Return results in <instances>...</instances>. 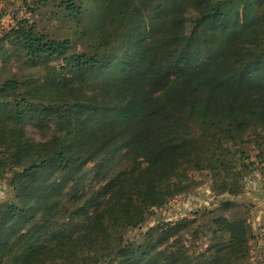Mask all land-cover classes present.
Wrapping results in <instances>:
<instances>
[{"label":"trees","instance_id":"16d2710c","mask_svg":"<svg viewBox=\"0 0 264 264\" xmlns=\"http://www.w3.org/2000/svg\"><path fill=\"white\" fill-rule=\"evenodd\" d=\"M28 1V0H24ZM56 5L93 41L77 50L21 20L0 35V264H248L253 229L234 199L144 225L208 172L238 196L264 160V0H29ZM91 32V33H90ZM39 130L42 140L28 134Z\"/></svg>","mask_w":264,"mask_h":264},{"label":"rangeland","instance_id":"374dc122","mask_svg":"<svg viewBox=\"0 0 264 264\" xmlns=\"http://www.w3.org/2000/svg\"><path fill=\"white\" fill-rule=\"evenodd\" d=\"M88 0L86 3H91ZM33 3L24 0H0V35L10 28L19 24V21L26 20L34 23L39 31L48 33L53 37H69L74 40L77 50L86 48L87 43L93 41L94 36H80L78 32L84 30V25L88 24V19L82 23L74 21L63 15L62 10L56 5H49L33 11ZM91 33V32H90ZM30 68L24 66L22 61L9 59L5 63H0V79L10 76L13 73L23 75ZM28 134L42 140V133L35 127H28ZM258 151L252 148V160L256 161L253 170L246 173L242 194L234 197L229 194L217 195L212 191V179L208 172L200 173L190 171L189 174L195 180V184L187 192H183L171 199L164 207L155 209L147 222L139 228L130 229L127 232L129 238H140L149 226L163 220H175L183 217L197 218L198 221L193 228L200 225L203 231L197 235H186L188 244L192 251L205 249L211 239L208 230L211 215L204 214L205 211L221 212L220 202L223 199H234L237 205L234 209L225 211L227 215L232 213H242L247 215L253 229V237L250 241L251 252L248 264H264V160L256 159ZM8 172L5 177H0V200L7 199L13 195V189L9 184Z\"/></svg>","mask_w":264,"mask_h":264},{"label":"built area","instance_id":"2783aa9c","mask_svg":"<svg viewBox=\"0 0 264 264\" xmlns=\"http://www.w3.org/2000/svg\"><path fill=\"white\" fill-rule=\"evenodd\" d=\"M175 220H177V219H175Z\"/></svg>","mask_w":264,"mask_h":264}]
</instances>
